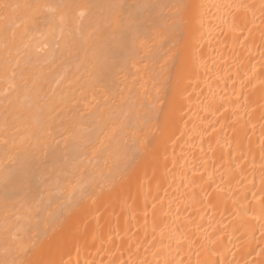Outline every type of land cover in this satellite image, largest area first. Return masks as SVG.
Returning <instances> with one entry per match:
<instances>
[{
    "label": "bare ground",
    "instance_id": "1",
    "mask_svg": "<svg viewBox=\"0 0 264 264\" xmlns=\"http://www.w3.org/2000/svg\"><path fill=\"white\" fill-rule=\"evenodd\" d=\"M0 264H264V0H0Z\"/></svg>",
    "mask_w": 264,
    "mask_h": 264
}]
</instances>
